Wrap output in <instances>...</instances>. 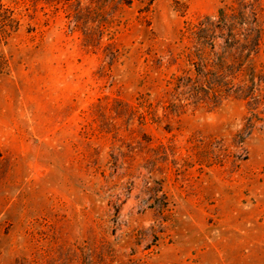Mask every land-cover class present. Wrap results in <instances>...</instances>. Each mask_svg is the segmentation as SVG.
Listing matches in <instances>:
<instances>
[{
  "label": "rangeland",
  "instance_id": "rangeland-1",
  "mask_svg": "<svg viewBox=\"0 0 264 264\" xmlns=\"http://www.w3.org/2000/svg\"><path fill=\"white\" fill-rule=\"evenodd\" d=\"M0 264H264V0H0Z\"/></svg>",
  "mask_w": 264,
  "mask_h": 264
},
{
  "label": "trees",
  "instance_id": "trees-1",
  "mask_svg": "<svg viewBox=\"0 0 264 264\" xmlns=\"http://www.w3.org/2000/svg\"><path fill=\"white\" fill-rule=\"evenodd\" d=\"M4 9L6 10L8 19H14L11 10L7 7H4ZM209 19L210 18H207V24ZM256 21V11L253 9V7L251 8V11H249L247 10V6L243 4L242 7H239V9H220L218 20L216 22L214 20L209 21V23L212 22L213 24V32L214 28L218 27L221 31V35H219V37H224L226 32L229 35L230 33L233 35L235 29L242 28L243 26H247V30L251 32L255 31ZM198 28L199 32H204V34H207V37H209L208 34L210 33V29L206 28V25H199ZM201 36L204 38L206 35ZM257 36L258 35L255 37L254 35L250 37V39L259 43V37Z\"/></svg>",
  "mask_w": 264,
  "mask_h": 264
}]
</instances>
